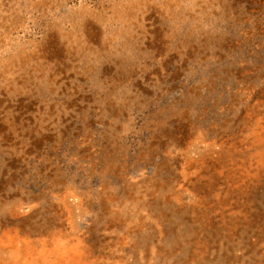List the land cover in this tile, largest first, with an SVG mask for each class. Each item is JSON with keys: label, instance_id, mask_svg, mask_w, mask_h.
Masks as SVG:
<instances>
[{"label": "rangeland", "instance_id": "obj_1", "mask_svg": "<svg viewBox=\"0 0 264 264\" xmlns=\"http://www.w3.org/2000/svg\"><path fill=\"white\" fill-rule=\"evenodd\" d=\"M0 264H264V0H0Z\"/></svg>", "mask_w": 264, "mask_h": 264}]
</instances>
